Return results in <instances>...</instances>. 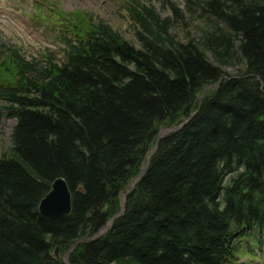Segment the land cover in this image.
Wrapping results in <instances>:
<instances>
[{"label":"trees","instance_id":"16d2710c","mask_svg":"<svg viewBox=\"0 0 264 264\" xmlns=\"http://www.w3.org/2000/svg\"><path fill=\"white\" fill-rule=\"evenodd\" d=\"M167 3L162 16L129 1L141 45L63 8L62 58L0 43V123L16 119L0 154V264H233L252 250L244 237L264 239V0H186L213 23L185 40L170 31L183 12ZM233 60L243 64L233 74L220 66ZM207 83L217 87L198 104ZM195 109L154 150L161 127ZM58 176L71 210L42 214ZM129 184L112 225L85 239ZM78 238L69 263L55 254Z\"/></svg>","mask_w":264,"mask_h":264},{"label":"rangeland","instance_id":"374dc122","mask_svg":"<svg viewBox=\"0 0 264 264\" xmlns=\"http://www.w3.org/2000/svg\"><path fill=\"white\" fill-rule=\"evenodd\" d=\"M130 0H0V43H12L21 47L22 52L28 58H41L40 49L50 47L56 51L59 58H62L63 44L60 42V34L66 25L58 19L54 12L63 8L68 13L85 15L90 13L94 18L103 19L112 25L114 29L123 34L128 39L141 45L136 34L135 22L131 20L127 5ZM142 2H152L162 16L171 15L169 4H163V0H140ZM178 4L183 12L182 19H175L170 27L178 40H185L189 36L198 38L203 28L209 27L213 23L212 19L201 16L196 10L187 11L186 0H172ZM77 11V12H76ZM65 32V31H64ZM207 56L217 63L215 57L209 50ZM228 73H234L243 64L233 60L220 65ZM211 85L205 89L210 90ZM202 89V88H201ZM185 119V118H184ZM183 119V120H184ZM16 119L13 116L4 114L0 123V154L10 152L12 137L11 132ZM149 153V152H148ZM232 175L227 174L224 182ZM233 177V176H232ZM135 180V179H134ZM135 182V181H134ZM132 184H130L131 186ZM124 193V192H123ZM124 196V195H123ZM253 238L244 237L245 241L251 245ZM252 252L259 253V257L246 260L242 263L248 253L240 254L237 264H264V239L257 245H251ZM254 254L255 256V253ZM257 253V254H258ZM65 252L58 249V255L64 258ZM236 264V263H233Z\"/></svg>","mask_w":264,"mask_h":264},{"label":"water","instance_id":"95a60500","mask_svg":"<svg viewBox=\"0 0 264 264\" xmlns=\"http://www.w3.org/2000/svg\"><path fill=\"white\" fill-rule=\"evenodd\" d=\"M210 85L213 89H215L217 87V84H213V83H207V84L203 85V87H202V89L198 95V104H199L202 96L205 93V89ZM195 111H196V109L194 111H192L188 116L185 117V119L183 121H181L179 123H172L170 125L162 126L161 129L159 130L158 134H157V137H156L157 140H156V143L153 147L154 150L157 148V144H158L159 139L164 134L180 127L183 123L186 122L187 119H189L195 113ZM150 155L151 154L148 153L146 160L142 164L138 179L143 175V173L147 167V164L149 162ZM125 188L126 189L124 190L122 207L120 208L119 211H117L113 215L112 221L103 224L95 235L89 236L85 239H88V238L91 239V238H95V237L99 236L105 229L109 228L112 225L114 218L118 214H120L122 212V210L125 208L126 196L128 194L130 186L126 185ZM39 210L42 214H45V215L68 213L71 210V190L68 186L66 179L63 176H58L52 181L50 189L40 199ZM80 239H82V238L76 239V241L72 244V246L65 252L64 260H66L68 263L70 262L69 261L70 253ZM55 254L58 255V247L55 248Z\"/></svg>","mask_w":264,"mask_h":264},{"label":"bare ground","instance_id":"6f19581e","mask_svg":"<svg viewBox=\"0 0 264 264\" xmlns=\"http://www.w3.org/2000/svg\"><path fill=\"white\" fill-rule=\"evenodd\" d=\"M134 184H132L131 186H133ZM129 186H130V184H129Z\"/></svg>","mask_w":264,"mask_h":264}]
</instances>
